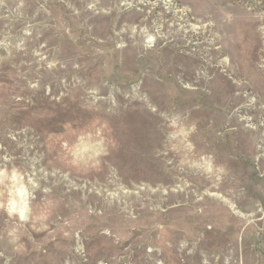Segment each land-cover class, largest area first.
<instances>
[{"label": "rangeland", "instance_id": "rangeland-1", "mask_svg": "<svg viewBox=\"0 0 264 264\" xmlns=\"http://www.w3.org/2000/svg\"><path fill=\"white\" fill-rule=\"evenodd\" d=\"M0 264H264V0H0Z\"/></svg>", "mask_w": 264, "mask_h": 264}, {"label": "clouds", "instance_id": "clouds-1", "mask_svg": "<svg viewBox=\"0 0 264 264\" xmlns=\"http://www.w3.org/2000/svg\"><path fill=\"white\" fill-rule=\"evenodd\" d=\"M18 189L14 186L12 192V200L9 203V214L18 213L21 220L27 219L28 212V193L22 184H20L19 177H16ZM17 192L19 194V200L16 199Z\"/></svg>", "mask_w": 264, "mask_h": 264}]
</instances>
